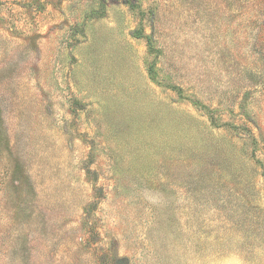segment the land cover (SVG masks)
I'll return each instance as SVG.
<instances>
[{"label":"rangeland","instance_id":"374dc122","mask_svg":"<svg viewBox=\"0 0 264 264\" xmlns=\"http://www.w3.org/2000/svg\"><path fill=\"white\" fill-rule=\"evenodd\" d=\"M0 264H264V0H0Z\"/></svg>","mask_w":264,"mask_h":264}]
</instances>
